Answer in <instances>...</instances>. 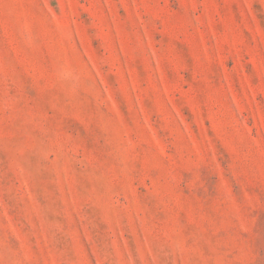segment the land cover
I'll use <instances>...</instances> for the list:
<instances>
[{"label": "rangeland", "instance_id": "obj_1", "mask_svg": "<svg viewBox=\"0 0 264 264\" xmlns=\"http://www.w3.org/2000/svg\"><path fill=\"white\" fill-rule=\"evenodd\" d=\"M0 264H264V0H0Z\"/></svg>", "mask_w": 264, "mask_h": 264}, {"label": "clouds", "instance_id": "obj_2", "mask_svg": "<svg viewBox=\"0 0 264 264\" xmlns=\"http://www.w3.org/2000/svg\"><path fill=\"white\" fill-rule=\"evenodd\" d=\"M62 75V78H67V75L66 74H61Z\"/></svg>", "mask_w": 264, "mask_h": 264}]
</instances>
